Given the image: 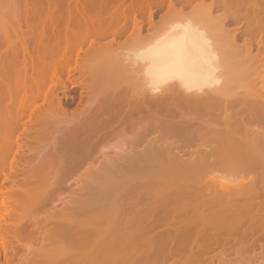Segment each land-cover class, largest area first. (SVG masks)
<instances>
[{
  "label": "rangeland",
  "instance_id": "1",
  "mask_svg": "<svg viewBox=\"0 0 264 264\" xmlns=\"http://www.w3.org/2000/svg\"><path fill=\"white\" fill-rule=\"evenodd\" d=\"M79 1L81 0H45V4L37 11L38 5L35 0H0V86L3 87L0 88V100H5L6 102L11 95L13 99L19 100V97L23 96L29 104V107L27 106L28 108H25L23 111L24 120L27 119V115L30 112H34L33 109L38 108L39 112L35 111L37 115L39 114L41 117L45 116L49 120L47 122H50L47 123V130L44 128L46 132L49 131V135L46 138L44 146L38 147L39 156L37 155L35 160L27 152L25 143L21 146V149L24 150L27 156L22 160L20 159L17 162V166L27 168L31 162L35 161L43 162L45 169L41 173L39 181L33 180V182H30L29 188L37 194V200L29 206L26 221L21 225L19 232L16 216L12 212L13 218L7 224L6 234H4L6 242L5 255L0 254V264H79L83 260L86 264H154L165 254L164 260H160L161 264L166 261L167 264H174L176 260L180 263V259L183 261V257L189 254V250H187L189 246L182 253H175V256H173L174 250L172 247L176 246L175 243L178 242L175 241L176 238H171V236H174L178 230L181 231V228L178 225L177 228L176 224L182 223L178 222V217L175 215L176 212H167L169 215H163L162 211H155L159 215L153 213L154 217H150L152 218L151 220H145V212L148 210L150 212L153 209L154 202L149 201V199L156 189V194L161 191V194L165 195L167 192V195H170L168 192L170 187L168 186L176 183L175 179L163 178L161 176L156 178L152 171L161 172L163 164L173 161L176 163L174 171L181 173L182 167L178 166V164L191 162L199 167L194 179H198L197 181L201 185L215 186L216 190L219 189V186L228 189L250 180V175L252 176V174H248V172L231 171L229 169L206 170V166H211L210 163L216 158L218 150L221 147L209 146L208 138H210L211 134H214L212 133L213 130L225 127L231 129L238 128L237 137L241 139L244 138V134L242 135L241 133L244 130L264 134V112H253L250 105L251 102H258L259 105L264 106V30L258 19L256 21L252 15V13L254 14L252 4L254 0L247 1V5L242 10L228 7L227 9H230V11L217 10L210 14L211 17L220 16V22L224 24L223 32L219 33L220 35H218V39L215 41L222 46L221 50H218V53L220 51L219 54L221 55L218 54L219 58L221 59L222 57L220 61L222 63H220L219 69L221 73L218 72L221 81L217 86L205 89L204 92L202 91V93L194 96L189 95L190 97L188 95L182 97L183 92L180 91V95L178 88L175 86H170L171 90L169 87H166L164 93L161 90L157 91L160 99L161 97L163 99L159 102L165 101L164 104L169 105L167 101H172V105H170L173 106L172 108L176 113L180 111V109L178 110V105H183L184 108L180 106L182 107L181 110L186 112V103H189V101L191 103L204 102L201 99H205L204 107L202 106V111H199L200 113L196 114L193 112L192 114L190 112L191 115L196 117L201 127L193 131L192 137L188 142H179L177 144L178 141L176 139L170 137L169 139L167 136L163 137L161 134L155 135L156 132L154 135L152 133L146 137L147 139L151 136L153 138L155 136L156 138L158 135L159 138L161 135L160 141L162 140L163 142L166 138L167 140L164 142L167 146H130L129 143L133 137L132 135L140 133V127L142 128L143 123H145V120H143L145 117L142 119L143 122L140 119L143 116L140 115L139 117L138 114L132 115L133 121L129 117H124L123 119L120 116L123 121L131 120H128L129 123L128 121L126 123L122 121L123 123H121L118 113H111V118L112 115H116L118 122L116 121V117L114 121L118 124L120 123V126H115L117 123L112 120L115 124L113 122L109 124L111 127L100 125L101 127L98 126L95 130L92 128L93 124L95 126L99 121L101 122L105 119L108 121L110 119H107V115L102 114L104 117L101 115L103 119L99 120L100 117L98 118L95 115L100 108L103 98H108L121 85L127 86L125 93H129L128 90L131 95L133 93V99L128 97L130 93L128 95L124 94L126 98L122 96V98H125V100L121 98L123 101H128L129 99L130 101H136L141 100V98L144 101L147 99V101H150L149 99L151 98L152 101H158V96L156 97L153 93L151 94L152 97L148 96L150 98H147L146 94L150 92L145 90L143 83L141 85L142 81L139 83L137 74L135 75V68H133L130 60L132 57L131 53H133L132 50L140 46L139 44L142 42L150 40L148 37L151 35L153 37L154 34L155 37L158 32H161V27H163L161 25L164 23L162 22L164 19L161 20V16H163L165 11L155 7L160 2L156 0V2L151 3L154 4L153 6L150 5V9L154 12L153 22L151 21V24L148 23L150 26L146 23L148 8H143L146 5L140 6L142 3L133 8L135 9V14L134 16L131 14V17L127 20L122 19L124 17L121 15V20L118 19V23H116V19L110 18V15H108V17H104L106 21H99L101 24L97 23V26V24L93 25L92 22H89L93 17L92 14H94L92 11L94 9L90 10L93 7L90 6L89 1H86V3L89 4L87 5L91 8L89 7L90 9H88L92 12L87 11V13L90 12L92 17L90 18V14L85 15L89 16L90 20L85 15L84 17L81 13L79 14L78 11L86 5L85 0L81 1L85 3L83 6ZM212 1L214 0H194L191 1L193 7L192 5L190 7L202 15L209 16L208 4ZM90 2L91 5H95L92 4L94 3L93 1ZM220 2L218 3L221 5ZM223 2H227L228 4V0ZM129 4L125 2L121 5L118 13L125 11L128 12L126 13L127 15L130 14ZM222 5L226 6V4ZM193 9L189 10L188 5L183 11L190 13ZM133 17L136 24L143 26L142 31L136 32L131 30L133 28ZM104 18L102 17V19ZM107 19L108 21L109 19H113L112 22H115L116 25H111V20L108 22ZM208 22L217 26L213 21ZM107 23L110 24L108 25ZM209 23H206V26ZM215 25L211 28V32L218 30V26L216 27ZM222 50L225 51L223 55L221 54ZM6 52L8 60L5 59ZM10 53L12 54L10 55ZM225 54L226 56H224ZM9 55L11 56L10 60ZM222 70L225 73H222ZM22 84L27 86L32 85L33 89H18L20 85L23 86ZM36 87L42 88L37 93L40 94L41 92L42 95L45 88L47 89L48 93L45 91L46 94L44 95H51V98L57 102L56 104L54 100L51 102L55 104L56 108L53 105L51 111L45 110L48 104H42L40 99L46 102L50 96H45V98L40 94L39 98L36 97V94H34L37 92L35 91ZM176 88L178 92L175 91ZM141 89H144V92L147 91V93L142 92L143 90L141 91ZM131 91H137L135 93L136 95L139 94L140 98L138 99L135 93ZM206 92L209 96L205 95ZM134 95L135 98L137 97L136 99ZM191 96H193V99H191ZM196 96H198V99H201H196ZM153 97L155 98L153 99ZM178 97L179 99L177 100ZM185 97L189 99L184 101ZM215 97L217 99L214 100ZM182 98L183 100H181ZM13 99L10 97V100L14 103ZM194 99L195 101H193ZM173 101L174 103H179H177V106L175 104V109ZM213 101H217L216 103L220 102V104L215 103L213 105ZM5 102L4 104L2 102V111L7 108L4 105H8V102ZM12 102L9 101L10 105ZM205 103L211 106H206L208 109L212 108L211 111L210 109L205 110L207 109L205 108ZM49 105L51 106L50 103ZM47 109L50 110V108ZM250 112L254 113L252 117H250ZM119 114L122 115L124 113ZM195 114L198 117L199 115L202 117L200 120L203 123L200 120L198 121L199 118ZM137 115L138 117H136ZM93 117L94 119H92ZM125 118L128 119L126 120ZM91 120H95V123ZM133 122L136 124L134 125ZM89 123V127L92 126V130L90 128L92 132L88 127ZM137 123L138 125L140 123V127L137 126ZM130 127L132 128L129 129ZM36 128L38 127H34L32 131H37ZM77 128H80V135H78V142L80 143L78 144L77 142L76 146H67L69 132ZM81 128L85 129L81 130ZM135 128L140 131L138 132ZM84 132L87 133L85 137L82 136L85 135ZM85 138L88 140L87 142ZM21 140H23L22 142H26V144L28 142L23 137ZM173 140L176 141L173 142ZM223 147L230 151L231 149L237 151L234 158L242 160L251 157L252 151L263 152V154H260L261 156L258 155L253 160V163L258 165L259 171L264 170L263 146ZM151 166H153V169H150ZM24 177V171L19 169L15 174L9 176L8 181L0 183V190L7 192V195H9L8 191L11 188L13 190L16 189ZM154 178L157 184L159 183L157 186L163 191L165 188L161 184H168V186L165 185L166 189L164 193L157 186L154 188L155 190L149 187L150 184L155 182ZM160 179L163 181H160ZM259 182L257 183L258 186ZM260 198L258 197L257 199L255 197L249 200L263 204L264 196L262 197L263 199ZM161 201L158 200V203ZM156 210L159 211L160 209ZM263 216L264 211L262 210L254 214V218L248 217V220L241 221V224H239L241 228L239 227L237 233L242 231L241 234L243 235L244 233L242 236L244 240L240 234L237 236L234 233V235L231 234L232 236L227 234L230 236L229 241L227 240L228 236H226L227 239L223 240L225 235L223 236L222 233L229 228L222 229L224 230L223 232L220 230L222 233L218 232L221 233L219 237L222 236L223 238L213 241V244L214 242H224L227 240L226 244L228 242L229 248L225 247L224 243L220 242L222 246L219 243L218 247V244L213 245L209 241V245L211 244L212 246L210 249L214 251L204 252L205 256L198 255L202 256L201 258L197 257L200 260L198 264H202L200 262L219 264L223 259L220 260V255L225 251L228 253L225 254L227 256L224 259L226 264V260H228V264H262L264 262V226L261 225L262 228L257 230L258 232L251 228L257 225V223L259 224ZM235 224L230 223L232 227ZM225 226L228 225L226 224ZM169 229L170 231L175 230V232L173 231V234L170 231L167 232ZM244 231H247V233L251 232V234L246 233L247 235H245ZM210 232H213L212 235L214 233L216 235L214 230ZM210 232L209 235L211 234ZM168 233L171 235L167 236ZM161 235L162 237L164 236V239H162ZM215 235L213 236L214 239L217 238ZM150 236H152L153 241ZM154 237L157 240L160 239L159 244H165V249L163 248L164 253L160 255L159 253L161 252H159V256L153 252L151 257H146L147 252L149 254L152 252L150 251L152 247V250H154V246L156 245L155 250L157 249L158 243H156L157 240ZM196 237L195 239L193 237L190 242L192 243V240H194L198 243L199 241H196ZM165 238L167 239V243H163ZM213 238L210 239L211 242ZM147 239H151L152 243L155 241V245H151V249L148 248L150 245L148 241L146 242ZM151 242L150 244H152ZM146 243L148 244L146 245ZM194 243L190 245L188 242L194 253L196 251L198 253L199 245L196 246L197 244ZM192 245L194 248H198L195 250ZM166 248H169L170 252ZM236 250L237 252L240 251L242 255L239 252L237 255ZM181 254L184 256L182 257ZM158 256L160 257L159 259ZM86 260H88V263Z\"/></svg>",
  "mask_w": 264,
  "mask_h": 264
},
{
  "label": "bare ground",
  "instance_id": "2",
  "mask_svg": "<svg viewBox=\"0 0 264 264\" xmlns=\"http://www.w3.org/2000/svg\"><path fill=\"white\" fill-rule=\"evenodd\" d=\"M35 1L37 2L36 4L38 5L37 11H39L40 8L45 4V0H35ZM81 1H83V0H81ZM81 1H79V2L82 4V6H83V4L86 3V1H89L90 6L93 7V8H91L90 6H88L89 4L86 3V5H84V7L81 6L82 7L81 10L78 9L79 14L81 13L82 16H84L85 14L89 15L90 12L93 11V13H94V14H92L93 17L90 14V18L92 17L91 20H90L89 16L85 15L86 18L87 17L89 18V20H90L89 22H92L93 25L102 22V20L104 21L106 19L104 17H108V15H110L109 16L110 18L116 19V23H118L117 22L118 19L122 18L121 15H123V17H124L122 19L127 20L128 18L131 17V14H132V16H134L135 9H133V8L135 6H137L139 3H142L140 6L146 5L143 8H145V9H146V7L148 8L147 9L148 10V13H147L148 18H147L146 23L151 24V21L153 22L152 18H153L154 12H153V10L150 9V5L153 6L154 4H151V3L156 2V0H99V1L95 0L99 3H97V2L95 3L94 0H85L84 1L85 3L84 2L82 3ZM90 1H93L94 3H92V4H95V5L94 6L91 5ZM158 1L160 3L158 2L159 4L157 3L158 5H155V7L156 8L158 7L159 9L165 11L163 16H161L162 18L160 17L161 20L164 19V21H162L164 23H163V25H161V26H163V27H161L162 30H161V32H158L157 36L154 37V34L152 33L153 37H152V35L150 37H148L150 40H148V41L146 40V42H142L141 44H139L140 46H137V47L135 46L136 48L134 50H132L133 53H131L132 57L130 60L131 64L133 65V68H135V71H136L135 75L137 74V77L139 79V83H140V81H142L141 85L143 83L144 84L143 87L145 88V90H148L150 92V93H147V91H145L147 93L146 94L147 98L152 97V95H151L152 93H153V95H155L157 97L159 95L157 93L158 90H161V92L164 93V90L166 91V87H169L171 90L170 86H175L178 88L179 92L180 91L183 92L182 93L183 95H181V92H180V95L182 97L184 95L185 96L186 95H188V96L193 95L194 96L196 94L202 93V91L204 92L205 89H210V88L217 86L219 84V82L221 81L220 76H219V73H221V71L219 72V69H220V65H221L220 63H222V62H220L222 57H221V59L219 58L220 51L218 53V50H221L220 48L222 46H221V44H219L218 42H215V41H217L216 39H218V35H220L219 33L223 32L224 24H221V22H220L221 17L220 16L219 17L218 16L211 17L210 14L213 13L214 11H217V10L218 11L219 10L230 11V9H227L228 7L229 8L233 7L235 9L242 10L247 5V1H251V0H228V4H227V2H225V3L223 2L225 0H220L221 2L218 0H214L208 4L209 5L208 9L210 12V13H208V15L210 17L206 16V15H202V14L196 12L192 8L193 5H192L191 1H194V0H191V1L190 0H158ZM125 2L130 3L129 4L130 14H128V15L126 14L128 12H125V11H121V13H118L119 7H121V5H123ZM218 2H220L221 5L226 4V6L222 5L223 6L222 7ZM119 4H120V6H119ZM252 4H253V12H254V14L252 13V15L256 19V21L258 19V22L261 24V26L264 30V0H254L252 2ZM188 5H189V10L193 9L190 13L189 12L186 13L183 11L184 9L187 8ZM191 5H192V7H190ZM85 6H88V7H85ZM88 8L90 10H92V9H94V10L90 11ZM87 11H90V12L87 13ZM185 11H187V10H185ZM102 17L104 19H102ZM110 20L111 19H109V21ZM112 20L110 21L111 25H114V24L116 25V23L112 22ZM107 21H108V19H107ZM208 21H211V22L213 21V23L215 22L218 27L215 24H210ZM127 23H129V22H127ZM206 23H209V25L206 26ZM103 25H105V24H103ZM213 25H215L219 31L216 30L214 32H211V28H213ZM97 26H98V24H97ZM132 26H133V28L131 30H133V31L140 32L143 30L142 25L140 26V25L136 24L134 17H133V25ZM158 31H160V30H158ZM136 32H135V34H136ZM117 33H116V35H118ZM131 33H132V31H131ZM132 35H133V33H132ZM130 36H131V34H130ZM139 36H140V34H139ZM221 52H222L221 54L223 55V52H225V51L222 50ZM2 53H4V52H2ZM5 54H6V58L5 57L4 58L6 60H8L7 59L8 58L7 52ZM5 54H3V55H5ZM11 54L12 53H10V55ZM10 55H9V60L11 57ZM224 56H226V54ZM14 57H15V55H14ZM223 58H225V57H223ZM131 72H132V70H131ZM222 73H225V72H223V70H222ZM223 77H221V78H223ZM29 86H27V85L21 86L20 85L18 89H21V88L33 89L32 85H29ZM122 87H124V86L121 85V87H118L111 95L108 96V98H106V99L103 98V101H101L100 108H99V110L95 116H97L98 118L100 117L99 118V120H100L102 118L101 115L103 114V115H107L106 116L107 119L108 118H110V119L108 121H106V119L102 120L101 122L99 121V123L98 124L96 123L95 126L93 124V123H95L94 122L95 120H91V121H93V123H92L93 127L92 126L91 127L94 130L98 126L101 127L100 125H107L108 127H111L109 124H112V122L114 121V119L116 117V115L115 116L112 115V118H111V113H113V114L118 113L119 117L122 116L123 119H124V117H129V118H131V120H132V115L138 114L139 117H140V115L143 116L140 119H141V121L145 120V123H143L142 128L140 127V123H139V125L137 123V126L140 127L141 132L137 133L136 135L135 134L132 135L133 137L130 139V143H129L130 146H167V145H165V142H164L165 140H167L166 138L163 141L164 144H163L162 140L160 141L162 136L163 137L167 136L168 138L170 137V138L176 139L178 141L177 144H179V142L186 143L191 139V137H192L191 134L193 133V131H195V130L199 129V127H201L198 124L196 117L191 115L190 112H192V114H193V112L197 114L200 110L202 111L201 108H202V106L204 107L205 99L199 98L201 100H204V102H192L191 103L189 101V103H186L185 108L187 111L184 109L186 112H183L181 110L182 107H180V106H183V105H178L179 104L178 102H177L178 103L177 104V103H174V101H173L174 109L176 108L175 104H176V106L177 105L179 106L178 110L180 109V111H179L180 113L179 112L176 113L175 110H173V108H172L173 106H171L172 101H169V102L167 101V103H169V105L166 103L164 104L165 101L159 102L162 99V97L160 99V96H158V98H159L158 101H156V100L152 101V98L149 99L150 101H147L148 99L146 101H144L142 98H141V100H136V101L135 100L130 101V99L128 100V98H127L128 101H123V100H121L122 96H124L126 98V95H128L130 93V91L128 90L129 93H127V92L125 93V91H126L125 89L127 86L123 88L124 90L122 89ZM0 88H3V87L0 86ZM169 88H167V89L169 90ZM177 88L175 89V91L177 90ZM128 89H130V88H128ZM162 89H163V91H162ZM1 90H3V89H1ZM40 90H42V88L40 89V88L36 87L35 91H37V92L34 93V94H36L35 96L38 98L40 97L41 92H40V94H37V93ZM43 90H44V88H43ZM48 90H51V89H48ZM45 91H47L46 88H45ZM45 91L42 92L43 95L41 94L43 97L46 96L44 94L48 93V91L46 93H45ZM141 91L144 92V89H141ZM178 91H176V92H178ZM206 91L209 92L208 90H206ZM131 92H134V91H131ZM135 92H137V91H135ZM207 92L205 93V95L209 96ZM141 93H140V95H141ZM171 93H172V91H171ZM124 94H126V95H124ZM203 94H201V95L204 97ZM135 95H136V93H135ZM135 95H134V98H135ZM138 95L139 94H137L136 96L139 99L140 96H138ZM142 95L146 96L145 94H142ZM161 95L163 96V94H161ZM177 95H179V94H177ZM42 96H41V98H43ZM49 96H46V97H49V100L51 99L50 101L48 100L45 102V100H42V99H40V100H41L42 104L45 103L46 105L47 104L49 105V103H50L51 106L49 105V107H48V105H47V108H50V110L47 108L45 110L51 111L52 110L51 107H53V105L55 107V104L57 102H55V100L53 98H51V95H49ZM132 96H133V93H132V95L130 93V95L128 97H131L133 99ZM148 96H150V97H148ZM174 96H176V95H174ZM193 96H191V99H193ZM198 96H196V99H198L197 98ZM10 97H11V99H13L12 95ZM10 97L8 100L12 102V100H10ZM165 97H166V95H165ZM167 97H168V95H167ZM179 97L177 98V100L179 99ZM125 98H122V99L125 100ZM154 98L155 97H153V99ZM172 98H173V95H172ZM188 99H186V97H185L184 101L188 100ZM207 99H210V98H207ZM215 99H217V98L215 97L214 100ZM8 100H6V102H5V100H0V102L2 101L3 104H4V102L5 103L8 102V105L7 104L4 105L5 108L7 106L6 110L3 108L4 110L2 111V107H3V106H1L2 102L0 105L1 106L0 110L2 112V113L0 112V183L2 184L3 181H8L9 176H11L12 174H15L19 169L24 171L25 177L16 189L13 190L11 188L10 191H8L10 193L9 195H7L8 194L7 192H2L0 190V240H1L0 241V254H3V256L5 255L4 253H5V243H6L4 234H6L5 232H6L7 224L13 218L12 212H14V214L16 216V223L18 225V232H19L21 225L26 221L29 206L32 203H35L37 200V194L34 193L29 188L30 182L31 181L33 182V180L39 181L40 175H41V173L44 172V169H45V165L43 162H35V161L31 162L27 166V168H25L24 166H17V162H19L20 159L22 160L27 156L26 153H24V150L21 149V146L23 145V143H25L24 145H25V148L28 150L27 152L30 155H32V159L35 160L37 158V155L39 156V154H38L39 148L38 147L44 146L46 138L49 135L48 134L49 131L46 132V130H47L46 126H48L47 123H50V122H47L49 120L46 119L45 116L41 117L39 114L37 115V112H39V109L35 108V107H34L35 109H33L34 112L33 111L30 112L29 115H27L28 117L26 116L27 119L24 120L23 118H25V117H24L23 111L25 108L27 109L29 107V104L27 102V99L24 98L23 96L19 97V100L13 99L15 102L14 103L12 102L11 105H10ZM52 100H54L55 104L51 103V102H53ZM181 100H183V98ZM193 101H195V99ZM217 101H213L214 102L213 105H215V103ZM206 103H208V102L206 101ZM208 104L205 105V108H207L206 106H208ZM216 104H220V102L216 103ZM9 105H10V107L8 108ZM250 105L252 108V109L250 108L251 111H253V112H258V111L262 112L263 111L264 112V106H261V104L259 105L258 102H256V103L251 102ZM208 107H211V106H208ZM183 108H184V106H183ZM205 108H203V109H205ZM36 109H38V110H36ZM209 109L207 108L205 110H209ZM205 110H203V111L205 112ZM211 110H212V108L210 109V111ZM35 111H37V112H35ZM40 111H43V110H40ZM119 113H124L125 115L124 114L120 115ZM250 113H251L250 117H252V115L254 113H252V112H250ZM109 114H110V116H108ZM196 114H195V116H197ZM202 114H203V112H202ZM138 115L136 117H138ZM256 116H257V114H256ZM94 117L92 119H94ZM97 117L95 118L96 122H97ZM144 117H145V119H143ZM120 118H119V120H120ZM198 118H199L198 119V121H199L202 117H200V115H199ZM123 119L121 118V123H123V122L126 123L128 120H130L128 118H127L128 120L125 118L127 121H123ZM135 120H136V118H135ZM116 121L118 122V118ZM200 121H201V123H203L202 120H200ZM117 122H115V123H117ZM128 123H129V121H128ZM119 124L117 123V124H115V126L116 125L118 126ZM130 124H129V126H130ZM135 124L136 123H134V125ZM29 126H30V128H28ZM89 126H90V123H89L88 127ZM34 127H38V128H36L37 131H35V132L32 131V129ZM88 127H87V129H88ZM91 127H89V130ZM132 127H130L129 129H131ZM92 128H91V130H92ZM79 129L78 128L72 129L71 132H69V134H68L69 140H67L68 141L67 146H72V145L76 146V143L78 142V135H80ZM84 129L81 128V130H84ZM140 130H137V131L139 132ZM238 132H239L238 128H232L231 129L229 127H227V128L225 127L223 129H219V130H213L212 133H214V134H211L209 136L210 138H208L209 139V146H221V147L218 150V154H217L216 158L210 163L211 166H209V167H208V165L206 166V170H209V169H223V170L227 169L228 170L229 169L231 171L239 170V171L248 172V174L249 173L252 174V176L250 175V180L244 182L241 185H237V186H234V187H231L228 189H224V188L219 186V189H217V190H216L215 186L213 187L211 185H201L198 183V181H197L198 179H194L196 177V174L198 173L197 168H199V167L195 166L191 162H187V163L182 162L181 165L178 164V166L182 167L181 173H177L176 171H174V168L176 167V163H174L173 161L167 162L166 164H163L161 172H158L156 170L152 171V173L156 176V178L158 176H161L163 178L167 177L168 179H175V181H176V183H174V184L171 183L172 185L169 184L171 186H168L167 183L164 185L161 184V186L164 187L165 189H166L165 185L170 187L169 191L166 190L170 193V195H167V192H166L165 193L166 196H165L164 194H161V191L158 193L160 195H158V194H156V192H157V189H156V191L154 192L152 197L149 199V201L154 202V204H156V205H154L152 203L153 209H151L150 212H149V210L148 211L146 210L147 212H145V218H146L145 220L146 221H149V219L151 220L154 217L153 213L157 214L156 212L162 211L163 215L164 214L169 215L167 212H176L175 215H176V217L179 218V219L177 218V220H178V222H182V223H180L182 225L176 224V226L178 225L181 228V231H179L177 229L178 232H175V230H173L175 232V234H174V236H171V238L172 237L174 239L176 238L175 241H177L178 243H175L176 244V246H174L175 248L172 247L174 251L171 248V252L172 251L174 252V255L173 254L172 255L175 256V253H178V254L182 253V251H185L189 246V248L187 249V250H189V252L187 251L189 254L185 255V256L183 254H181L182 257L183 256L184 257L187 256V257L186 258L183 257V261H182V259L179 258L183 263L181 261L179 263L176 260L177 264H198V261H200V260H198L197 257H199V258L202 257V256L200 257L198 255H200V254L204 255L203 254L204 252L207 253V251L210 252V250L214 251L213 249H210V248H212L211 244H213V241H215L217 239L221 240L223 238L222 236L221 237H219V236L224 231L222 229H226V227L229 229L222 233L223 236L225 235L223 240L226 238V236H228L227 234H229V235L237 234V236H238V234H240L241 238L243 239L242 236L244 235V233L242 235L241 234L242 231H240V230H239L240 233H237L238 229L240 227L239 224H241V221H245V219L248 220V217L254 218V214L261 212L262 210L264 211V202H263V204L261 202L259 204V202L257 203L255 201L253 202L252 200L251 201L249 200L250 198L257 197V199H258V197L262 198L264 196V170L259 171L258 165L256 163H253V160L258 155L261 156L260 154H263V152L252 151L251 157H248L247 159L242 160L239 158L238 159L234 158V155L237 151H234L232 149L230 151V150L226 149L225 147H223V146H237V147L238 146H263L264 147V134L258 133V132L252 133V132H249L247 130H244L243 132H241V130H240L242 135L244 134V138L241 139V138L237 137ZM80 133H81V131H80ZM84 133H85V135H82L83 137H85L87 134L86 132H84ZM134 133H136V132H134ZM152 133H153V135L155 133V135L161 134L162 136L160 135L159 138H158V135L156 138H155V136H154V138H153V136H151L152 138L149 137V139H147L146 137L148 135H151ZM132 134H133V132H132ZM89 136H87V137H89ZM22 137H23V139L24 138L26 139L25 141L28 140L27 144H26V142H22L23 141V140H21ZM81 137H79V139H81ZM87 141L88 140L86 139V142ZM175 141L173 140V142H175ZM166 142H168V141H166ZM79 143L80 142H78V144ZM207 143H208V141H207ZM169 144H170V141H169ZM81 145H83V144H81ZM173 146H175V145H173ZM176 146H178V145H176ZM7 169H9V170H7ZM150 169H153V166H151ZM7 172H8V174H7ZM1 176H3V177H1ZM157 180H159V179H157ZM160 181H163V180L160 179ZM160 181H158V182H160ZM259 181L263 184L261 185V183ZM258 182H259V186L257 185ZM158 184H157L156 179H155V182L153 184H150L149 187L154 189ZM158 187L159 186H157V188ZM158 189L162 190L160 187ZM165 189H164V191H165ZM164 191H163V193H164ZM169 196H171V197L169 198ZM158 200H162V201L158 203ZM150 204H151V202H150ZM155 206H156V208H155ZM12 207L14 210L12 209ZM156 209H158V210L160 209V210L157 211ZM157 215H159V214H157ZM161 216H162V213H161ZM150 217H152V218H150ZM181 218H182V221H181ZM230 223L231 224L232 223L233 224L238 223V224H235V226L232 227L230 225ZM226 224L228 226H225ZM243 224H245V223H243ZM261 225L264 226V216H263V218L261 217L259 224L257 223V225H254L256 227L253 228L254 227L253 226L251 229L252 230L255 229L254 231L260 230V228H262ZM178 226H177V228H178ZM241 226H243V225H241ZM251 229H249V230H251ZM212 230H214L216 232V235L214 233V235L217 237L215 239L213 238L214 235H212L213 232L212 233L210 232ZM169 231H170V229L167 232H169ZM173 231L171 230L170 233L172 232L171 234H173ZM219 231L221 233H218ZM209 232L211 233L210 235L212 237L209 235ZM170 233H168L167 236H169ZM246 233H247V231L245 232V235H247L248 233L251 234V232H248L247 234ZM240 235H239V238H240ZM195 236L200 237L198 239L196 237V241H199V242L197 243L194 240H192V243H191L190 240L193 237L195 239ZM150 237L152 238V236H150ZM158 237H160V236H158ZM161 237H162V235H161ZM229 237L230 236H228V239L226 238L228 241L230 240ZM154 238L156 239V237H154ZM166 238H168V237H166ZM166 238H165L164 242L162 241L163 243H167ZM212 238H213V240L211 242L210 239H212ZM239 238H238V240H239ZM162 239H164V236L162 237ZM149 240L151 242V239H149ZM149 240L147 239L146 242L148 241V243L150 245V246H148V248L151 249V245H155L154 244L155 241L153 243L151 242L152 244H150ZM159 240H157L156 243H158V242L160 243ZM227 240H225L224 242H222V241L214 242L213 245L218 244V247H219V243L221 242L222 244L224 243L225 247L227 246V248H229L228 242L226 244ZM152 241H153V238H152ZM172 241H173V239H172ZM193 241L197 244L196 246L199 245L198 246L199 248L195 246L199 250L198 253H196L197 251L195 252L196 254L194 253V250H192V248L190 247V245L194 243ZM209 241L211 243L210 245H209ZM188 242H189V244L190 243L191 244L189 245ZM200 242H202V243H200ZM148 243H146V245ZM168 243H170V242L168 241ZM158 244H157V249L155 250L156 245L154 246L155 247L154 250H152L153 249V247H152V249L150 250L152 252L150 254L147 252L146 257L147 256L151 257L153 252L155 255L158 254L159 252H161V253H159L160 255L164 253L163 248H164L165 244H162V243L159 245ZM222 244H221V246H222ZM192 247L194 248L193 245H192ZM214 247H217V246H214ZM169 248H166V249L169 250ZM196 248H194V249L196 250ZM223 250H226V249H223ZM240 251H242V250L240 249ZM240 251H238V252L240 253ZM169 252H170V250H169ZM236 252H237V250H236ZM238 252H237V255L239 254ZM166 253H168V252H166ZM185 254H187V253H185ZM225 254H228V253L225 251L222 255H220L221 258L220 257L219 258H220V260L223 258L222 259L223 262L220 261L219 264H221V262H222V264H226L224 259H226L225 257L227 255H225ZM243 254H244V252H243ZM240 255H242V254L240 253ZM159 256H158V259L160 258ZM163 257H161V259L164 260L165 257L164 258ZM176 257H177V255H176ZM242 258H243V256H242ZM160 260L155 262L154 264H161ZM86 261L88 263V260H86ZM226 261L228 264L229 263L228 260H226ZM208 262H210V261H208ZM164 263L167 264V261ZM200 263L206 264L207 262H204V263L200 262ZM242 263H244V262L242 261ZM79 264H86V263L83 260V262H81ZM207 264H209V263H207ZM211 264H213V263H211ZM262 264H264V262H262Z\"/></svg>",
  "mask_w": 264,
  "mask_h": 264
}]
</instances>
